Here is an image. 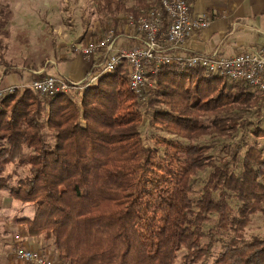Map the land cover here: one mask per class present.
I'll list each match as a JSON object with an SVG mask.
<instances>
[{
    "label": "trees",
    "instance_id": "obj_1",
    "mask_svg": "<svg viewBox=\"0 0 264 264\" xmlns=\"http://www.w3.org/2000/svg\"><path fill=\"white\" fill-rule=\"evenodd\" d=\"M128 1L96 0L116 39L122 15L149 9ZM185 69L163 67L144 102L126 63L80 93L22 86L0 99V194L33 207L14 222L50 241L59 263L264 264V236L246 237L264 216V129H250L264 117V93L222 77L191 79L186 90L173 77Z\"/></svg>",
    "mask_w": 264,
    "mask_h": 264
},
{
    "label": "built area",
    "instance_id": "obj_2",
    "mask_svg": "<svg viewBox=\"0 0 264 264\" xmlns=\"http://www.w3.org/2000/svg\"><path fill=\"white\" fill-rule=\"evenodd\" d=\"M159 1L148 0L149 9L139 8L138 15H122L124 35L121 38L116 39L115 30L110 27L94 41L75 45L74 55L90 66L101 61L98 71L83 81L47 75L33 80L30 87L40 96L84 91L126 63L130 87L143 102L147 100L145 92L153 86L154 77L167 66L201 70L208 79L220 76L232 82H245L264 93V45L233 56L188 53L185 50L188 41L198 30L209 27L216 15H194L190 0ZM131 36L137 41L130 43ZM16 88L0 86V99ZM12 255L19 264H61L41 251L22 245L14 247Z\"/></svg>",
    "mask_w": 264,
    "mask_h": 264
},
{
    "label": "rangeland",
    "instance_id": "obj_3",
    "mask_svg": "<svg viewBox=\"0 0 264 264\" xmlns=\"http://www.w3.org/2000/svg\"><path fill=\"white\" fill-rule=\"evenodd\" d=\"M132 3L133 0L128 1L129 6ZM97 9L96 0H0V86H30L34 76L49 68L51 65L49 61L58 60L63 49L72 53L75 45L94 41L108 28H113L110 19L107 23H102L101 18H98ZM173 77L189 90L192 88L191 79L196 84L205 76L203 72L197 73L196 69L188 68ZM222 79L228 80L226 77ZM79 91L81 90L77 89L76 93H80ZM149 119L148 116L142 126V134L151 141L155 130L151 127ZM254 119L253 127L250 129L257 126L264 129V117L261 120ZM247 135L245 138L253 143V136H249V133ZM239 140H242L241 134L235 137V141ZM205 142L211 143V140L206 139ZM260 143L264 148V139ZM214 147L217 153L223 154L221 151L223 142H216ZM205 179L206 174L202 173L196 178L195 186L200 188ZM0 203V253H2L9 249L7 246L10 245V237H5L7 235L4 234V230L11 228H7V224L13 225L10 223L12 217L31 218L34 210L29 205L25 207L11 199L8 193L0 194ZM213 223L210 222L205 228L211 227ZM255 235L264 236V216L261 214L252 217L247 229V238ZM216 248L221 249V244L217 243ZM51 249L54 253L48 254L57 260L54 247ZM9 257L0 254V264H10Z\"/></svg>",
    "mask_w": 264,
    "mask_h": 264
},
{
    "label": "crops",
    "instance_id": "obj_4",
    "mask_svg": "<svg viewBox=\"0 0 264 264\" xmlns=\"http://www.w3.org/2000/svg\"><path fill=\"white\" fill-rule=\"evenodd\" d=\"M194 15L215 16L212 24L198 30L188 41L185 50L192 54L214 55L224 54L233 56L241 52L253 51L264 45V0H190ZM136 42L134 40L130 43ZM86 43V42H85ZM82 43V44H85ZM62 50L58 60H51L47 75L68 78L73 81H82L90 69V64L81 58ZM11 198V197H10ZM12 199V198H11ZM12 205V202H9ZM1 204V203H0ZM17 204V203H16ZM13 216L4 234L10 237L7 251L0 253L9 258L10 264H19L12 255V250L22 245L32 250H38L55 259L48 253H54L50 241L41 237L29 238L24 226L15 223ZM19 217V216H18ZM21 217V216H20ZM18 230V232H17ZM9 255V256H8Z\"/></svg>",
    "mask_w": 264,
    "mask_h": 264
}]
</instances>
